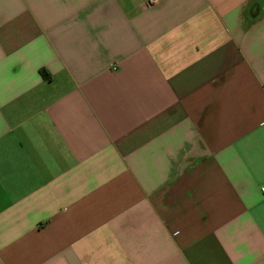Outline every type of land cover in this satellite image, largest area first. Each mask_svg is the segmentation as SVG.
<instances>
[{
  "label": "crops",
  "instance_id": "obj_1",
  "mask_svg": "<svg viewBox=\"0 0 264 264\" xmlns=\"http://www.w3.org/2000/svg\"><path fill=\"white\" fill-rule=\"evenodd\" d=\"M264 0H0V264H264Z\"/></svg>",
  "mask_w": 264,
  "mask_h": 264
},
{
  "label": "built area",
  "instance_id": "obj_2",
  "mask_svg": "<svg viewBox=\"0 0 264 264\" xmlns=\"http://www.w3.org/2000/svg\"><path fill=\"white\" fill-rule=\"evenodd\" d=\"M151 2H155L156 0H150ZM263 191H264V188H263Z\"/></svg>",
  "mask_w": 264,
  "mask_h": 264
}]
</instances>
